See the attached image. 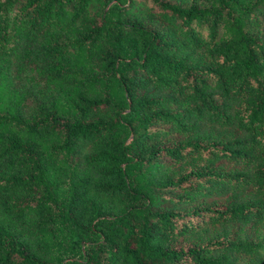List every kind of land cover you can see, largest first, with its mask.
<instances>
[{"label": "trees", "instance_id": "1", "mask_svg": "<svg viewBox=\"0 0 264 264\" xmlns=\"http://www.w3.org/2000/svg\"><path fill=\"white\" fill-rule=\"evenodd\" d=\"M0 264H264V0H0Z\"/></svg>", "mask_w": 264, "mask_h": 264}]
</instances>
